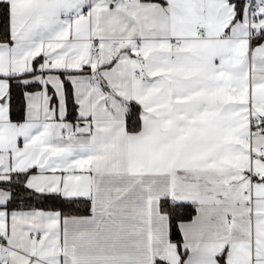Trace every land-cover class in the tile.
<instances>
[{
  "label": "snow or ice",
  "instance_id": "obj_1",
  "mask_svg": "<svg viewBox=\"0 0 264 264\" xmlns=\"http://www.w3.org/2000/svg\"><path fill=\"white\" fill-rule=\"evenodd\" d=\"M0 264H264V0H0Z\"/></svg>",
  "mask_w": 264,
  "mask_h": 264
}]
</instances>
